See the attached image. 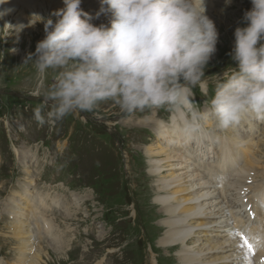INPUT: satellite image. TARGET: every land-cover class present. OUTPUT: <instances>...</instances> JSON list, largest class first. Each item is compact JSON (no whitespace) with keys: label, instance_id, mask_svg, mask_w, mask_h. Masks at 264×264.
<instances>
[{"label":"rangeland","instance_id":"374dc122","mask_svg":"<svg viewBox=\"0 0 264 264\" xmlns=\"http://www.w3.org/2000/svg\"><path fill=\"white\" fill-rule=\"evenodd\" d=\"M222 4L226 9L215 5L214 9L206 12L215 20L219 37L216 52L205 66V77L189 86L194 111L192 105H183L182 108L191 110L192 116H196L197 111L208 112L206 121L212 119L210 124L213 129L209 130L215 131V134L223 129L217 126L211 115L210 101L215 93L218 75L227 76L230 74L228 67H236L230 55L234 30L237 26L245 25L243 14L252 7L251 0H230L227 4L222 0ZM49 9L44 8L42 14L53 18ZM221 17L223 21L219 23L216 19L220 20ZM28 18H23L21 24L28 23ZM15 22L12 21L13 26ZM223 24H229L228 28H224ZM30 29L33 36L28 35L29 29H21L18 39L12 34L0 40V215L4 213L0 216V264H16V241L8 234L13 221L6 212L12 207H8L7 203L13 196L15 200H22V190L28 186L30 178L34 179L35 188L45 201L55 197L65 207V215L73 211L75 199L82 204L88 196L85 199L87 203L82 205L83 210L79 211L76 225L68 223L59 210L54 209L49 214L66 240V247L62 251H54L49 249L46 241L40 242V247L47 250L40 264H178L176 252L157 243L163 227L157 226L161 216L154 204L156 179L148 173L149 158L145 153L146 148L153 145L155 136L151 129L131 126L126 121L135 115L148 117L154 111L157 117L166 119L176 106L146 108L126 115L122 114L115 102L108 100L100 103L93 112L75 111L54 124L38 125L34 119V109L42 103L43 96L37 97L33 93L47 90L53 82V72L48 70L41 75L31 62L24 63L28 53H34L36 43L45 36L40 26H31ZM0 30V37L9 31L1 21ZM49 108L50 105L43 112L47 113ZM192 120L193 123H190L187 119L189 126L201 127L204 133L215 136L204 129V119L199 120L204 124L194 116ZM224 132L242 146H254L255 140L264 141L263 131L262 137L253 134L257 137L253 141L248 138L242 140L243 136H232L236 132L234 126ZM220 135L225 137L218 134L217 139ZM261 148L264 145H260L256 153L261 157L263 168L264 153L260 156ZM199 164L201 169L206 167L203 163ZM30 190L33 192L32 187ZM131 190L134 196L132 200L141 205L137 211L142 225L132 226L121 221L119 224L122 225L115 228V235L120 238H99V230L106 233L113 231L112 224L116 222L119 212H126L125 200L131 198L126 194ZM31 196L35 197L36 194ZM91 206L96 207L97 212ZM128 208V215H135L133 205L130 204ZM80 214L99 219L94 230L96 238H79L84 219ZM34 222L32 217H28L26 225L34 228Z\"/></svg>","mask_w":264,"mask_h":264},{"label":"clouds","instance_id":"9594fccd","mask_svg":"<svg viewBox=\"0 0 264 264\" xmlns=\"http://www.w3.org/2000/svg\"><path fill=\"white\" fill-rule=\"evenodd\" d=\"M99 2L94 15L81 9V0H63L64 7L52 13L55 22L32 13L18 30L5 23L9 31L0 40L12 34L18 39L25 26L44 27V38L24 60L41 75L53 72L47 90L33 93L43 96L34 109L38 125L54 124L75 111L93 112L108 100L126 113L191 105L189 86L205 77L219 37L206 14V0ZM7 3L0 0V5ZM251 5L243 14L245 25L234 30L230 55L236 67H228L227 76L218 75L210 101L211 115L221 129L239 124L247 113L264 119V0H251ZM10 11L0 9V18ZM102 13H110L109 24L92 23ZM208 115L197 111L195 118Z\"/></svg>","mask_w":264,"mask_h":264},{"label":"bare ground","instance_id":"6f19581e","mask_svg":"<svg viewBox=\"0 0 264 264\" xmlns=\"http://www.w3.org/2000/svg\"><path fill=\"white\" fill-rule=\"evenodd\" d=\"M221 2L222 0H206V12L214 9L215 5L226 9L224 4L221 5ZM46 7H49L53 13L64 7V3L63 0H8L7 4L0 5V9L8 8L11 11L0 18V21L7 30L9 25L5 24L6 22L12 25V21L15 20L21 24L23 18H28L27 15L32 13L43 15L42 11ZM80 7L84 12L94 15L100 8V2L99 0H81ZM52 16V20L57 19L54 15ZM208 17L212 19L211 16ZM109 19L110 13H102L92 23L97 26L101 24L107 26ZM216 20L219 23L223 21L222 17L220 20ZM228 25L223 24V27L228 28ZM39 26L44 30L42 23L35 25V27ZM234 26H236L235 23ZM30 28L31 26H25L22 30L29 29L28 35L33 36ZM191 105L193 110V104ZM180 106L183 108V105ZM181 107L175 108L164 120L157 117L155 111L145 118L135 115L126 120L128 125L144 126L151 129L155 136L153 145L147 147L145 153L149 158L148 173L156 179L154 181V204L161 216L157 226L163 227L158 237V245L175 251V259L178 264H242L249 250L255 252L258 250L254 256L256 259L260 255L263 256L264 206H260L259 203L264 201V180L260 179V177H264V167L261 169V173H256L255 169L260 163L259 156L257 153L254 155V152L250 151L246 144L242 146L233 139L228 141L227 136L220 135L216 140L219 156L213 171L226 173L219 180L218 187L217 181L213 180L214 174L208 167L210 166L208 161L205 163L207 167L200 171L194 164H191L194 154L197 152L198 160L211 159L209 150L213 149L214 140L211 135L204 133L201 127L189 126L187 119L193 123L192 117H189L192 115V111ZM122 114H126V112L122 111ZM247 114L243 116L246 120L249 118ZM206 120L207 118L203 120L205 121L204 129L215 134V131H210L213 129L210 124L212 119ZM247 122L250 127H253V122L250 120ZM237 126H240V123ZM254 126L256 127L257 124ZM255 133L252 131L251 135ZM242 136V140L249 137V135ZM257 141L255 140L254 143ZM261 145H264V141H261ZM202 147L203 151H201ZM263 153L264 148H261L260 156ZM227 162L229 164L225 166ZM28 181V186L22 190V200H15L13 196L7 203L8 207H12L6 212H9L13 221L12 226H9L8 234L16 241V264H40L43 261V256H46L47 253V250L40 247L42 241H46L49 249L54 251H62L66 247V240L63 239L49 217L54 209H58L61 215H65V207L55 197L45 201L44 197H41L36 190L34 179L30 178ZM225 186L230 188L226 189ZM31 187L33 192L30 190ZM232 192H235V197L229 198ZM33 193L36 194L35 197L31 196ZM126 195L131 197L128 200L124 199L126 212L117 211L120 215L118 217L116 215V222L113 221V231L106 233L101 229L98 231L99 238H120L116 237L115 228L122 225L119 224L121 221L132 226L142 225L138 220L137 211L141 205L132 200L134 198L133 190L127 192ZM87 197L83 199L82 204L75 199L73 211L65 215L66 221L71 225H76L78 222L79 211L83 210L82 205L87 203L85 201ZM130 204L133 205L135 211V215L132 216L128 215ZM249 207L255 214L253 220L247 217ZM92 208L95 210L96 207L91 206ZM1 215L3 216L4 213L1 212ZM80 215L84 219L83 228L79 231V238H96L94 230L99 219L87 214V216ZM28 217H32L35 221L34 228L32 226L30 228V224L26 225ZM243 224L260 227V231L256 235L242 236L240 225ZM232 226L238 228L236 233H233ZM33 229L35 232L32 233ZM151 262L154 263V261Z\"/></svg>","mask_w":264,"mask_h":264},{"label":"snow or ice","instance_id":"6c2138e0","mask_svg":"<svg viewBox=\"0 0 264 264\" xmlns=\"http://www.w3.org/2000/svg\"><path fill=\"white\" fill-rule=\"evenodd\" d=\"M255 238V237H254ZM249 247H251L250 245H249Z\"/></svg>","mask_w":264,"mask_h":264}]
</instances>
